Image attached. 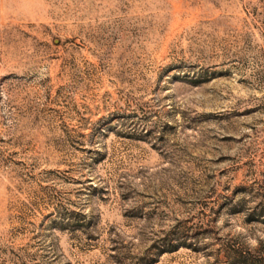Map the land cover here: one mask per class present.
Instances as JSON below:
<instances>
[{"label":"rangeland","instance_id":"rangeland-1","mask_svg":"<svg viewBox=\"0 0 264 264\" xmlns=\"http://www.w3.org/2000/svg\"><path fill=\"white\" fill-rule=\"evenodd\" d=\"M239 250L264 262V0H0V264Z\"/></svg>","mask_w":264,"mask_h":264},{"label":"trees","instance_id":"trees-1","mask_svg":"<svg viewBox=\"0 0 264 264\" xmlns=\"http://www.w3.org/2000/svg\"><path fill=\"white\" fill-rule=\"evenodd\" d=\"M164 248H163V252H172L178 249V247L180 246L179 243H174L171 242V240L169 241H165L163 244ZM235 261L233 262L234 264H264V262L260 260H257V256L249 253L248 251H236L235 253ZM232 263V264H233Z\"/></svg>","mask_w":264,"mask_h":264}]
</instances>
